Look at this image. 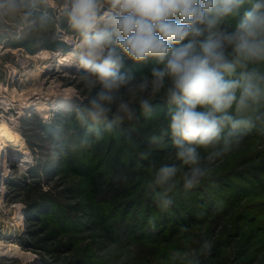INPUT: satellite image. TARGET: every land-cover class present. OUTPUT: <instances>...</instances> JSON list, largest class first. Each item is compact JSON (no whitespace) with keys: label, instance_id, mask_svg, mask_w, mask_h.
Instances as JSON below:
<instances>
[{"label":"clouds","instance_id":"obj_1","mask_svg":"<svg viewBox=\"0 0 264 264\" xmlns=\"http://www.w3.org/2000/svg\"><path fill=\"white\" fill-rule=\"evenodd\" d=\"M53 12L76 37L67 59L86 93L69 119L111 126L144 117L149 143L170 145L172 162H150L162 211L175 193L211 180L217 162L264 124V0H0V31L43 30ZM63 134L74 150L89 143L83 128ZM179 233L156 264H202L211 254L203 231Z\"/></svg>","mask_w":264,"mask_h":264},{"label":"rangeland","instance_id":"obj_2","mask_svg":"<svg viewBox=\"0 0 264 264\" xmlns=\"http://www.w3.org/2000/svg\"><path fill=\"white\" fill-rule=\"evenodd\" d=\"M53 17V22L45 29L33 31L28 35H22L12 28L0 31V124L7 123L18 134L23 147L21 150L24 151L16 154L11 145H8V151L6 146L0 164V246L7 244L4 247L8 249L7 254L0 252V264L50 263L55 260L57 252H61L59 255L63 259L65 256H70V252L63 253L65 249H56V247L59 243L65 242L74 244V248H77L83 260L86 261L84 264H156L157 259L165 253L167 248L180 243L182 236L179 232L170 235L167 238L168 242L161 241V244L155 245V242L151 241L154 238L149 237L148 231V226L153 219L147 214H141L146 223L143 239L123 240V242L117 240L115 246L111 241L98 235V230L89 229L92 227L89 220L95 215L94 212L79 207L74 211L69 210L67 205L76 202L77 199H69L61 191L62 187L57 184V177L47 179L46 182L44 180L46 175L42 167L54 168L52 156L58 154V150L54 148L55 144L47 137L50 134L53 135L54 118L59 112H64L66 115L72 114L74 99L83 100L86 95L80 81L72 74L70 65L64 66L58 61L63 54L74 47L76 37L55 12ZM63 43L64 46H62ZM44 55L47 58L41 57ZM39 65L46 67L45 72L37 77L29 78V71L35 70ZM149 68L150 65H130V70L137 73L147 72ZM61 98L68 99V102L58 106L57 102ZM31 102L46 107V110L36 111L33 108H27ZM160 110H164L163 104ZM262 129L264 128L256 126L245 138L248 141L244 140L238 150L218 161L214 166L212 179L202 184L203 189L205 188L208 192L207 199H213L220 207L227 204L224 198H231L234 192L232 183L240 184L244 188L247 196L237 208L238 213L246 219L232 220L233 224L241 225L244 230H248L255 236V246L251 257L253 259L246 264H262L263 257L261 228L262 220H264V190L262 189L264 145H262V138L259 137ZM249 153L248 159H241L242 155ZM225 173H228L226 176L230 178L224 177L225 181L220 180L222 177L214 179L215 175ZM31 175L35 176L30 177ZM253 176L261 178L256 181L258 185L254 183ZM33 181L38 182V186L44 191L50 192L49 198L55 204L54 208L61 216H67L63 231H59L53 225L56 234L54 240L37 241L35 231L31 230L38 225L33 223L26 226L25 211L27 209L22 200L24 193L20 188L24 187V182ZM241 192L243 193V190ZM180 196L185 199V210H194V217L201 212L199 211L201 207L193 202L191 196L187 194ZM212 205L214 204H210ZM47 216L49 220H55L51 217L53 215ZM255 216L256 220L248 223L249 218H255ZM81 224H85L82 226L83 232L78 233L77 230ZM159 228L162 233L165 225L160 224ZM189 228L196 229L198 225H190ZM39 236H43V233H39Z\"/></svg>","mask_w":264,"mask_h":264},{"label":"trees","instance_id":"obj_3","mask_svg":"<svg viewBox=\"0 0 264 264\" xmlns=\"http://www.w3.org/2000/svg\"><path fill=\"white\" fill-rule=\"evenodd\" d=\"M64 45L63 43L62 46ZM163 112L164 110H160L159 115L163 116ZM71 115L59 112L54 118L53 135L50 134L47 137L55 144L54 148L58 150V154L52 156L54 168H42L46 175L45 182L48 181L47 179L57 177V184L62 187L61 191L69 199H77L76 202L67 205L70 211L79 207L94 212L95 215L89 220L92 225L89 229L98 230V235L111 241L115 246L117 240L140 241L145 235L143 230L146 225L141 214H147L153 219L148 226V231L149 237L154 238L151 241L155 242V245L168 242L167 238L179 232L180 226L190 227L197 224L196 229L206 233L213 244L211 254L201 257L202 264H246L253 259L251 257L255 246V236L248 230H244L241 225L233 224L232 220L238 221L245 218L238 213L237 208L247 196L240 184L232 183L234 192L231 198L223 199L227 204L222 207L215 204L213 199H207L208 192L205 188L203 189L202 183L188 192L175 193L174 205L167 211H162L152 199V193L148 187L150 176L154 171L150 167V162L152 160H156L157 163L172 161L167 160L164 155L170 150L169 144L151 145L148 141L153 122L141 117L139 123L123 122L107 126L104 123L93 124L89 121L87 126H82L76 119H69ZM257 126L264 128V124L258 123ZM69 127H75L78 131L83 128V134L87 135L89 140L88 145L78 150L72 149L69 146L71 139L63 134ZM259 137L262 138V145H264V129ZM262 155L264 156L263 151ZM249 157L250 153L242 155L241 159ZM226 175L228 173L215 175L214 179L222 177L220 180L225 181L224 177L230 178ZM253 179L256 184V181L261 178L253 176ZM23 185L24 187L20 189L24 193L22 200L27 209L25 211L26 226L33 223L38 225L31 230L35 231L37 241L54 240L55 226L59 231H63L67 216H61L54 208L55 204L49 198L50 192L44 191L38 186V182H24ZM262 186L264 190V176H262ZM239 188L243 190V193ZM186 194L201 207L199 210L201 212L195 217L194 210H185L186 202L180 195ZM210 204L216 206H210ZM47 215H53L51 217L55 220H49ZM256 216L249 218L248 223L255 221ZM160 224L165 225L162 233ZM84 225L81 224L77 230L78 233L83 232ZM261 230L262 264H264V220H262ZM39 233H43V236L40 237ZM56 249H65L63 253L68 251L71 255L62 259L59 255L61 252H57L53 262L43 264L86 263L77 248H74L73 243H59Z\"/></svg>","mask_w":264,"mask_h":264},{"label":"bare ground","instance_id":"obj_4","mask_svg":"<svg viewBox=\"0 0 264 264\" xmlns=\"http://www.w3.org/2000/svg\"><path fill=\"white\" fill-rule=\"evenodd\" d=\"M69 56V52H66L65 54H63L58 61L61 63V65H70V60L67 59V57ZM41 57H46L47 56H41ZM46 67L39 65L35 68V70L33 69V71H29V78L30 77H37L39 75H42L43 72H45ZM68 102V99L66 98H61L59 100L58 106L64 105ZM27 108H33V110L36 111H43L46 110V107H43L39 104H37L36 102H31L27 105ZM20 139L18 134L13 131L10 126L7 123H1L0 124V164L2 163V155L5 151V147L8 145H11V147L13 148L12 150L16 153V154H21L22 152H24L23 150H21L23 147L21 146L22 143H20ZM9 146L7 147L6 151H8ZM12 154V153H11ZM9 232V231H8ZM7 244H3L0 246V252L2 254H7L8 249H5ZM8 245H12V244H8ZM5 246V247H4Z\"/></svg>","mask_w":264,"mask_h":264}]
</instances>
